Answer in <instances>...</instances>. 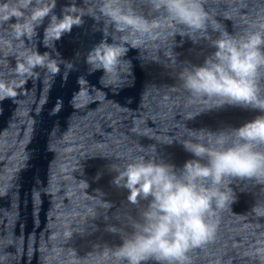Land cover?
Instances as JSON below:
<instances>
[{"label": "clouds", "instance_id": "clouds-1", "mask_svg": "<svg viewBox=\"0 0 264 264\" xmlns=\"http://www.w3.org/2000/svg\"><path fill=\"white\" fill-rule=\"evenodd\" d=\"M145 2L156 16H145L134 6V0H83L82 4L70 0L59 15L52 11L57 0H0V25L7 27V32L0 34V53L16 57L9 69L14 77L0 74V99L14 97L17 87L36 75L38 68L49 74L60 70L59 53L53 56L25 44L36 35L45 17L42 43L54 49V42L73 25H80L83 15L88 14L103 20L105 34L111 26L112 42L102 38L85 55L89 71L103 70L101 84L120 85L121 74L130 72V61L123 59L126 44L144 48L146 40L171 37L176 32L187 33L193 39L207 37L205 29L210 24L219 31L216 38L210 39L214 51L202 63L182 67L178 74L189 101L202 102L199 111L188 112L185 117L224 103L264 110V88L260 83L264 79V17L229 33L205 9L202 0ZM167 55L172 52L167 50ZM64 63L72 66L68 61ZM181 143L193 158L178 170L162 160L131 153L123 154L122 166L111 165L117 172L113 182L128 189V201L148 202L139 210L138 219L129 217L130 233L108 226L110 231L121 232L122 242L90 253L88 264H141L150 258L160 264H189L188 251L214 238L217 210L229 208L235 199L229 179L253 178L264 183V111L238 127L192 130ZM96 202L107 203L99 199ZM91 209L90 215H94ZM251 212L264 217V200H258ZM252 254L264 262V244Z\"/></svg>", "mask_w": 264, "mask_h": 264}, {"label": "water", "instance_id": "water-1", "mask_svg": "<svg viewBox=\"0 0 264 264\" xmlns=\"http://www.w3.org/2000/svg\"><path fill=\"white\" fill-rule=\"evenodd\" d=\"M264 17L262 9L241 29ZM240 29V30H241ZM264 88V79L261 80ZM189 94L181 86L132 136L77 198L64 210L17 264H88L90 253L105 246L116 247L122 242L120 231H110L115 225L125 233L132 231L129 217L139 218V210L147 199L131 203L128 189L113 182L117 174L113 164L124 163L123 154L143 155L172 164L177 170L193 158L181 140L192 130L218 131L238 127L260 115L258 107L237 103L205 109L191 118L185 114L199 111L201 101H189ZM229 187L235 199L229 208L217 210L214 219L216 232L212 240L190 249L189 264H264L252 254L264 244V217H257L251 209L264 200V183L253 178L231 177ZM97 199L105 203H97ZM94 215H90L91 207ZM71 234L68 236V234ZM141 264H160L148 259Z\"/></svg>", "mask_w": 264, "mask_h": 264}]
</instances>
